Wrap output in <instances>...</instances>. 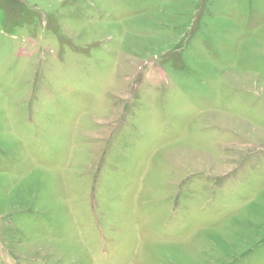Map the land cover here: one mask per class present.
Listing matches in <instances>:
<instances>
[{
	"label": "rangeland",
	"instance_id": "374dc122",
	"mask_svg": "<svg viewBox=\"0 0 264 264\" xmlns=\"http://www.w3.org/2000/svg\"><path fill=\"white\" fill-rule=\"evenodd\" d=\"M0 264H264V0H0Z\"/></svg>",
	"mask_w": 264,
	"mask_h": 264
}]
</instances>
